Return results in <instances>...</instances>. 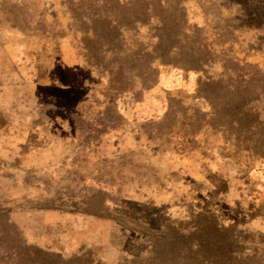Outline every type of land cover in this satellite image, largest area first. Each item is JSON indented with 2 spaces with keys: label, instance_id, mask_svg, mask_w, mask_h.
<instances>
[{
  "label": "rangeland",
  "instance_id": "374dc122",
  "mask_svg": "<svg viewBox=\"0 0 264 264\" xmlns=\"http://www.w3.org/2000/svg\"><path fill=\"white\" fill-rule=\"evenodd\" d=\"M194 1L206 72L156 58L174 0H0V211L27 246L165 264L162 234L215 214L238 262L264 255V0L254 31H231L229 1ZM250 78L227 128V84Z\"/></svg>",
  "mask_w": 264,
  "mask_h": 264
},
{
  "label": "trees",
  "instance_id": "16d2710c",
  "mask_svg": "<svg viewBox=\"0 0 264 264\" xmlns=\"http://www.w3.org/2000/svg\"><path fill=\"white\" fill-rule=\"evenodd\" d=\"M174 1L166 8V11H169L170 14L155 15L158 17V23L163 31L161 36L158 37L159 45L162 47L161 54L157 55L156 58L164 65L180 66L188 71L206 72V65L211 62L204 56L203 52L209 51L206 45L199 42L200 38L195 37L197 34L196 29L199 28L197 26L196 28H189L187 0ZM227 1L230 2L229 8L236 7L237 9V14L233 17L235 23L231 31H234V29L254 31L259 12H261V9L254 8V0H219L222 5ZM194 2L201 6L203 12L207 14L206 7L201 0H195ZM205 4L219 5L218 2L213 4L212 1H205ZM205 28L206 26L203 29ZM198 31L201 33V30ZM190 34H193L194 41L187 46L179 45V42L181 44L186 42L184 37H188ZM187 40L190 39L187 38ZM174 57L175 59H173ZM231 83L232 81L227 84L228 89L233 88ZM230 89L226 97L228 100L227 106L223 110L227 120V128L235 122L233 102L236 101V98L242 97L245 100L257 98V94L261 90L255 83L254 78H250L242 84L240 81L234 92ZM258 98V104L262 103L260 95H258ZM250 111L253 110L250 109ZM8 214L9 211H0V264H62L61 255L47 253L39 248L27 246L15 225L8 218ZM176 229L183 232L181 225ZM183 233L185 235L162 234L161 249L167 248V255L163 257L165 264H175L176 262H185V264H264V255H258L257 252L254 253L251 259L238 262V259L242 258H237L238 249L236 248L234 236L220 226L218 217L215 214L210 216V222L206 226L199 225L192 233Z\"/></svg>",
  "mask_w": 264,
  "mask_h": 264
}]
</instances>
